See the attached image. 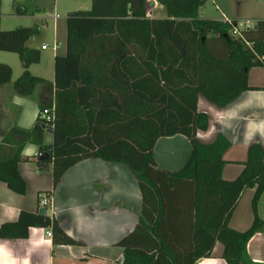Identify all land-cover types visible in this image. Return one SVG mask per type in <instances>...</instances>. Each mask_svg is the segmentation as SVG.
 I'll list each match as a JSON object with an SVG mask.
<instances>
[{"label": "trees", "instance_id": "1", "mask_svg": "<svg viewBox=\"0 0 264 264\" xmlns=\"http://www.w3.org/2000/svg\"><path fill=\"white\" fill-rule=\"evenodd\" d=\"M203 1L157 0L163 17H145V0H90L87 9L67 13L64 52L53 56L51 95L39 106L49 107L52 119L38 117L30 128L12 127L3 135L19 136L12 153L0 155V181L16 193L25 190L17 162L26 141L37 145L36 165L50 167L51 188L38 192L48 198L63 171L86 157L120 163L132 173L140 211L135 226L116 242L123 249L121 264H195L215 241L227 264H256L245 244L260 228L259 218L254 213L242 231L227 220L242 189L253 185L254 212L264 190L263 149L251 142L240 172L221 178L229 141L219 132L208 143L197 140L206 116L197 111L196 98L201 94L222 106L252 88L247 70L262 63L264 19L232 34L235 19L198 16ZM36 32L33 26L0 29V50L15 52L22 67L14 82L19 92L42 81L27 69L39 57L38 48L26 43ZM9 78L10 67L0 62V83ZM43 127L52 128L49 145L42 143ZM176 133L187 138L189 153L179 168L167 170L156 164L153 145ZM30 226L47 228L53 244H78L37 208L0 223V238L25 237Z\"/></svg>", "mask_w": 264, "mask_h": 264}, {"label": "crops", "instance_id": "2", "mask_svg": "<svg viewBox=\"0 0 264 264\" xmlns=\"http://www.w3.org/2000/svg\"><path fill=\"white\" fill-rule=\"evenodd\" d=\"M162 8L157 0H145V17H163ZM211 19L236 20V17ZM14 27L1 26L0 11V29ZM58 32L65 39V22L62 25L52 16L50 52L46 51L49 44L32 39L37 32L27 40L28 46L39 50L38 60L29 64L28 72L42 79L27 92H19L14 86L22 71L17 54L0 50V62L10 67L9 80L0 83L1 156L10 155L19 139L17 133H12L7 140L3 135L12 127L30 128L38 118L39 106L50 98L48 83L53 79V56L64 52V48L62 52L57 51L61 44L57 40ZM54 43L58 44L52 49ZM42 44L46 47L41 48ZM246 83L252 88L240 91L222 106L201 94L196 98L197 111L206 116L205 128L196 131L197 140L208 143L219 132L229 141L222 154L220 177L223 179H232L240 172L247 146L253 141L261 145L264 160L263 63L248 68ZM41 140L45 145L51 143V132L46 127L42 129ZM189 148V142L182 134L160 136L153 145L154 160L161 168L177 169L185 161ZM37 155L36 144L29 141L22 144L17 169L25 183L23 193L13 192L0 181V223L15 220L20 210L38 209L37 193L51 188L50 167L39 168L35 163ZM253 192L254 185L242 189L227 224L233 229L245 230L256 214L260 228L247 239L245 250L251 261L264 264V190L256 201L254 212L250 204ZM139 211V189L134 176L124 165L95 156L80 159L63 171L45 208V213L78 244H53L50 234L45 233L47 228L30 226L25 237L0 238V264H121L123 249L116 242L135 226ZM221 251L222 244L215 241L210 254L197 258L195 264H227L220 256Z\"/></svg>", "mask_w": 264, "mask_h": 264}, {"label": "rangeland", "instance_id": "3", "mask_svg": "<svg viewBox=\"0 0 264 264\" xmlns=\"http://www.w3.org/2000/svg\"><path fill=\"white\" fill-rule=\"evenodd\" d=\"M38 9L31 15L18 13L20 8L29 10L33 6ZM90 0H0L1 26H31L37 29L34 41L49 44L46 51L50 52V35L52 32V16L64 25L67 13L77 9H87ZM198 16L206 18H231L238 21L246 20L253 24L254 18L264 19V0H204L198 10ZM64 37L57 36L61 43L57 51L64 48Z\"/></svg>", "mask_w": 264, "mask_h": 264}, {"label": "built area", "instance_id": "4", "mask_svg": "<svg viewBox=\"0 0 264 264\" xmlns=\"http://www.w3.org/2000/svg\"><path fill=\"white\" fill-rule=\"evenodd\" d=\"M226 20L229 21V19H226ZM249 26L250 25L247 23V21H239V22L236 23V25H231L230 32L232 34H238L239 30L241 28H247ZM57 44L58 43L52 44V46H51L52 49H54ZM44 47H46V45L42 44L41 48H44ZM261 62L264 64V56L261 57ZM37 116L40 119H42L43 122H48V121H50L52 119L51 109L49 107H43V108L38 110ZM37 203H38L39 207L47 206L49 204V198L43 193H38L37 194ZM45 233L47 235L50 234V232L48 230H46Z\"/></svg>", "mask_w": 264, "mask_h": 264}, {"label": "water", "instance_id": "5", "mask_svg": "<svg viewBox=\"0 0 264 264\" xmlns=\"http://www.w3.org/2000/svg\"><path fill=\"white\" fill-rule=\"evenodd\" d=\"M48 131L51 132L52 131V128L51 127H47ZM38 213L40 214H45V208L44 207H39L37 209ZM119 260H121V257H119Z\"/></svg>", "mask_w": 264, "mask_h": 264}]
</instances>
